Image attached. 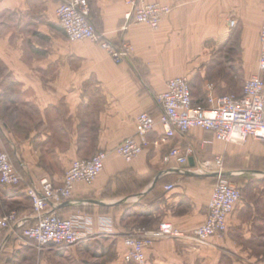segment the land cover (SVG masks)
Listing matches in <instances>:
<instances>
[{
	"label": "crops",
	"instance_id": "obj_1",
	"mask_svg": "<svg viewBox=\"0 0 264 264\" xmlns=\"http://www.w3.org/2000/svg\"><path fill=\"white\" fill-rule=\"evenodd\" d=\"M87 1L95 30L115 45H131L126 60L115 62L93 41L54 36L53 25L61 29L56 0H0V147L12 164L28 182L46 177L61 184L73 160L109 151L94 183H76L70 202L58 209L61 216L79 213L87 221L89 237L69 250L82 252L88 240L116 236L122 261L126 235L161 222L180 229L198 225L219 157L225 178L241 191L227 215L226 233L199 243L157 240L146 249V263H264V141L224 143L195 127L147 147L130 162L112 151L135 133L139 112L158 117L155 97L169 78L187 75L197 106L207 105L209 93H240L244 80L235 72L217 74L206 46L233 41L234 70L243 79L256 72L264 0H148L172 7L157 30L134 23L123 29L124 0ZM162 135L156 124L148 139ZM173 146L192 149L193 163L165 160ZM9 211L31 217V200L22 188L0 184V213ZM21 230L0 232V264H48L44 250L22 238Z\"/></svg>",
	"mask_w": 264,
	"mask_h": 264
},
{
	"label": "built area",
	"instance_id": "obj_2",
	"mask_svg": "<svg viewBox=\"0 0 264 264\" xmlns=\"http://www.w3.org/2000/svg\"><path fill=\"white\" fill-rule=\"evenodd\" d=\"M124 1L128 8L123 13V29L134 23L157 30L162 18L172 10L171 6L155 1ZM56 3L57 24L69 41H93L117 63L129 57L132 50L130 44L121 41L119 45H115L95 30L90 21V5L87 0H56ZM234 24L233 19L229 20L230 27ZM260 25L257 71L244 80L240 93H209L206 97L207 105L197 106L191 101L189 77L179 75L169 78L165 82V90L155 97L159 106L158 117L150 112H139L135 120V133L122 140L112 151L130 162L147 147H159L161 142L175 134L184 135L195 127L211 132L216 140L224 143H240L247 138L264 141V18ZM156 124L161 126L163 135L149 140L148 134ZM191 153L190 148L173 146L165 160L174 158L180 164L187 163ZM108 154L109 151L98 150L90 157L73 160L65 170L61 184H55L51 178L46 177L34 183L24 178L12 164L8 153L0 147V184L22 188L29 196L32 208V216L28 218H20L15 211L0 213V232L21 227V237L31 241L37 249L49 245L67 247L87 239L89 231L86 218L79 213L64 217L59 215L58 209L70 202L76 183H94L104 168ZM216 164V179L212 185L205 219L196 226L184 229L175 227L171 222H161L155 229L126 235L123 239L124 264H147V247L160 239H193L199 243L226 233L227 215L238 202L241 191L225 178L222 158L218 157ZM171 187L168 184L165 189Z\"/></svg>",
	"mask_w": 264,
	"mask_h": 264
},
{
	"label": "rangeland",
	"instance_id": "obj_3",
	"mask_svg": "<svg viewBox=\"0 0 264 264\" xmlns=\"http://www.w3.org/2000/svg\"><path fill=\"white\" fill-rule=\"evenodd\" d=\"M234 27L235 24L233 25V27H230V31L228 33L230 37H232L233 35ZM51 29L52 32H54V36L65 35V32H63L62 29H59L54 25ZM236 46L237 44L233 43V41L231 40H222V43L209 44L206 46V48L208 49V52L213 59L211 62L212 65L215 66L216 70L219 71L217 74L220 73L222 75L227 76L230 75V73L235 72L238 79L240 76V81L242 84V81L245 80L243 79L245 75L240 74L238 72L239 70H234V67L230 64L233 61L231 57L233 56V52L236 50ZM246 55L247 61L249 62L251 60L252 54L251 52H247ZM252 73H249L248 77L252 75ZM225 93L236 94L234 91H225ZM226 179L232 184L229 178ZM118 241L120 240L116 236H100L94 239L93 241L88 240L83 245L82 252L76 251L77 248H75L76 250L71 252L69 249L70 247L72 248V246L74 245H70L67 247L48 246V248L46 249H36L42 252L44 250V256L46 259V263L48 264H124L120 259V251L116 247Z\"/></svg>",
	"mask_w": 264,
	"mask_h": 264
},
{
	"label": "water",
	"instance_id": "obj_4",
	"mask_svg": "<svg viewBox=\"0 0 264 264\" xmlns=\"http://www.w3.org/2000/svg\"><path fill=\"white\" fill-rule=\"evenodd\" d=\"M189 160H190V163H193V159L191 157L189 158Z\"/></svg>",
	"mask_w": 264,
	"mask_h": 264
}]
</instances>
